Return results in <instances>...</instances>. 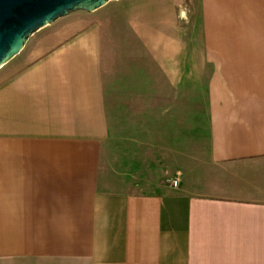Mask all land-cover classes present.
<instances>
[{"label": "crops", "instance_id": "obj_1", "mask_svg": "<svg viewBox=\"0 0 264 264\" xmlns=\"http://www.w3.org/2000/svg\"><path fill=\"white\" fill-rule=\"evenodd\" d=\"M90 13L0 67V264H264V0H201L209 151L150 191L99 185L109 124Z\"/></svg>", "mask_w": 264, "mask_h": 264}, {"label": "rangeland", "instance_id": "obj_2", "mask_svg": "<svg viewBox=\"0 0 264 264\" xmlns=\"http://www.w3.org/2000/svg\"><path fill=\"white\" fill-rule=\"evenodd\" d=\"M90 14L102 33L109 124L99 185L169 184L210 147L201 0H113ZM39 33L11 63L26 57Z\"/></svg>", "mask_w": 264, "mask_h": 264}, {"label": "water", "instance_id": "obj_3", "mask_svg": "<svg viewBox=\"0 0 264 264\" xmlns=\"http://www.w3.org/2000/svg\"><path fill=\"white\" fill-rule=\"evenodd\" d=\"M113 0H0V67L38 30L71 12H92Z\"/></svg>", "mask_w": 264, "mask_h": 264}, {"label": "built area", "instance_id": "obj_4", "mask_svg": "<svg viewBox=\"0 0 264 264\" xmlns=\"http://www.w3.org/2000/svg\"><path fill=\"white\" fill-rule=\"evenodd\" d=\"M172 184L173 185H176L177 184V181L174 179V180H172Z\"/></svg>", "mask_w": 264, "mask_h": 264}]
</instances>
